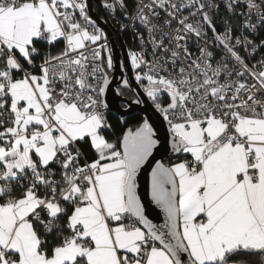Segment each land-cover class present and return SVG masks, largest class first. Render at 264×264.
I'll return each mask as SVG.
<instances>
[{
  "label": "snow or ice",
  "instance_id": "1",
  "mask_svg": "<svg viewBox=\"0 0 264 264\" xmlns=\"http://www.w3.org/2000/svg\"><path fill=\"white\" fill-rule=\"evenodd\" d=\"M100 9L0 0V264H264V0Z\"/></svg>",
  "mask_w": 264,
  "mask_h": 264
},
{
  "label": "water",
  "instance_id": "2",
  "mask_svg": "<svg viewBox=\"0 0 264 264\" xmlns=\"http://www.w3.org/2000/svg\"><path fill=\"white\" fill-rule=\"evenodd\" d=\"M90 4L92 5V7L94 8V4L98 5L100 7V0H89ZM92 15L95 19H97L98 23H101V26L104 27L110 34V38L114 41L115 45L117 46V52L119 55H123V51L120 48L121 42H124L122 39V36L117 37L115 36V34L112 33V29L109 27L108 24H104L100 14L96 11L92 12ZM126 46V44H125ZM127 47V46H126ZM145 194H146V184H145Z\"/></svg>",
  "mask_w": 264,
  "mask_h": 264
},
{
  "label": "trees",
  "instance_id": "3",
  "mask_svg": "<svg viewBox=\"0 0 264 264\" xmlns=\"http://www.w3.org/2000/svg\"><path fill=\"white\" fill-rule=\"evenodd\" d=\"M97 11H99V10H97ZM99 12H100V11H99ZM122 39H123V41L125 42L126 46L130 48V45H131V43H132V40L130 39V37L127 36V35H123V36H122Z\"/></svg>",
  "mask_w": 264,
  "mask_h": 264
},
{
  "label": "built area",
  "instance_id": "4",
  "mask_svg": "<svg viewBox=\"0 0 264 264\" xmlns=\"http://www.w3.org/2000/svg\"><path fill=\"white\" fill-rule=\"evenodd\" d=\"M101 1V0H100ZM94 8L97 10H99L100 12H101V9H100V7L98 6V5H96V4H94ZM116 36V35H115ZM133 46V42L131 43V45H130V47H132Z\"/></svg>",
  "mask_w": 264,
  "mask_h": 264
},
{
  "label": "bare ground",
  "instance_id": "5",
  "mask_svg": "<svg viewBox=\"0 0 264 264\" xmlns=\"http://www.w3.org/2000/svg\"><path fill=\"white\" fill-rule=\"evenodd\" d=\"M96 12H98L99 14H100V16H102L103 15V13H102V11L101 12H99V11H97V10H95Z\"/></svg>",
  "mask_w": 264,
  "mask_h": 264
},
{
  "label": "rangeland",
  "instance_id": "6",
  "mask_svg": "<svg viewBox=\"0 0 264 264\" xmlns=\"http://www.w3.org/2000/svg\"><path fill=\"white\" fill-rule=\"evenodd\" d=\"M95 9V8H94ZM98 10V9H97Z\"/></svg>",
  "mask_w": 264,
  "mask_h": 264
}]
</instances>
